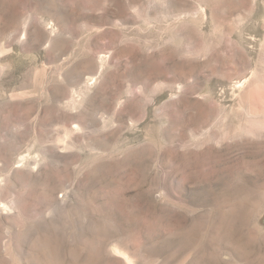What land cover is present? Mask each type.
<instances>
[{"label": "rangeland", "instance_id": "374dc122", "mask_svg": "<svg viewBox=\"0 0 264 264\" xmlns=\"http://www.w3.org/2000/svg\"><path fill=\"white\" fill-rule=\"evenodd\" d=\"M0 264H264V0H0Z\"/></svg>", "mask_w": 264, "mask_h": 264}, {"label": "bare ground", "instance_id": "6f19581e", "mask_svg": "<svg viewBox=\"0 0 264 264\" xmlns=\"http://www.w3.org/2000/svg\"><path fill=\"white\" fill-rule=\"evenodd\" d=\"M118 2V1H117Z\"/></svg>", "mask_w": 264, "mask_h": 264}]
</instances>
